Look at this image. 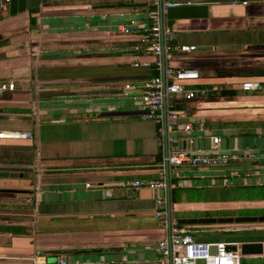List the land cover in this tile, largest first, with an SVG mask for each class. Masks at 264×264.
<instances>
[{
    "label": "crops",
    "instance_id": "obj_1",
    "mask_svg": "<svg viewBox=\"0 0 264 264\" xmlns=\"http://www.w3.org/2000/svg\"><path fill=\"white\" fill-rule=\"evenodd\" d=\"M144 1L11 0L0 10V82L15 83L14 91L0 96V133L27 134L0 144L24 145L33 157L25 166L0 164V170L34 175L28 196L36 207L29 222L0 208V264H156L157 243L165 236L155 217L160 193L120 186L164 175L157 170L166 144L164 123L146 119L139 99L154 74V58L135 51L137 38L117 31L119 24L145 18ZM173 1L176 6L164 16L172 31L169 44L196 49L172 50L168 65L197 70L199 78L186 85L215 90L191 100L174 97L178 122L192 129L168 135L193 152L209 149L210 136L218 135L223 149L243 159L227 168H185L180 178L172 177L174 218L259 209L264 199L197 200L189 194L205 187L198 179L239 177L241 165L244 186H264V168L257 167L264 159L245 164L253 150L264 154V90L240 89L245 80L264 81L253 75L264 68V0ZM2 179L8 178H0V186ZM243 225L186 226L195 235L205 232V238L196 235L201 241L264 230ZM244 259L264 264V253Z\"/></svg>",
    "mask_w": 264,
    "mask_h": 264
},
{
    "label": "built area",
    "instance_id": "obj_2",
    "mask_svg": "<svg viewBox=\"0 0 264 264\" xmlns=\"http://www.w3.org/2000/svg\"><path fill=\"white\" fill-rule=\"evenodd\" d=\"M11 0H0V10L6 9ZM150 6L157 9L150 11L144 8L145 18L132 19L127 23L119 24L117 31L123 36L135 37L139 43L134 47L135 51L143 52L152 56L153 67L157 71L156 75L147 79L140 89L139 99L145 110V118L155 123H164L166 131V144L162 156L159 173L164 172L162 177L134 179L120 183V186L135 190L148 188L159 192L156 198L155 217L158 225L164 229L165 236L157 243L158 258L156 264H242V254L239 241H201L187 226L179 224L171 209L172 177L180 178L182 170L185 168H219L229 167V165L242 162V156L235 154L231 149L221 147V138L218 135H211V147L199 151H191L177 145L178 139L169 136V133L176 131H190L191 123H179L180 117L174 102V97H181L191 100L197 96L204 95L215 88L194 87L186 85L187 81H194L199 78V72L191 68H173L168 65L167 55L172 50L181 52H191L196 49L194 45L169 44L171 28L165 22V13L168 9L176 6L173 0H150ZM132 85L126 84L129 89ZM15 83L12 81L0 82V96L4 93L12 92ZM243 91L264 90V81L259 78L245 80L240 84ZM161 131V129H159ZM13 133V132H5ZM1 134V133H0ZM9 135V134H8ZM21 135V136H19ZM12 137H26L25 133H14ZM14 139V138H13ZM260 154V153H259ZM261 158L264 154H260ZM251 153L252 158H258ZM90 184H86L89 187ZM163 192L167 194L163 196ZM168 193L170 196H168ZM234 246L235 250L228 247ZM214 248V250H213ZM104 264H120L119 262H109Z\"/></svg>",
    "mask_w": 264,
    "mask_h": 264
},
{
    "label": "rangeland",
    "instance_id": "obj_3",
    "mask_svg": "<svg viewBox=\"0 0 264 264\" xmlns=\"http://www.w3.org/2000/svg\"><path fill=\"white\" fill-rule=\"evenodd\" d=\"M9 134V135H8ZM1 135H3V137H6V140H2V141H7L8 139H15V137H12L10 135H14L13 133H2ZM22 138V137H21ZM21 138H16V139H21ZM25 138V137H24ZM11 141V140H9ZM11 142L16 143V141L12 140ZM26 146L22 145V146H18L17 149L13 148L10 149V151H8L10 154L15 155L12 160L16 159V160H20L22 162L28 163L31 160H33L32 155H29L26 151L24 152V150H26L25 148ZM20 148V149H18ZM21 149H23L22 154L21 153ZM6 149L4 148V146H2L0 144V159L3 161L6 159ZM252 153L256 154L258 156V151L257 150H253ZM20 154V155H17ZM260 155V154H259ZM261 156V155H260ZM260 156H258L257 160L256 159H251L250 161H247L245 164L246 166H250L252 167V163L251 162H256L259 161L261 159ZM8 159V158H7ZM259 159V160H258ZM11 160V159H10ZM33 162V161H32ZM259 163V162H258ZM24 166V165H23ZM242 166V165H241ZM241 166H239V170H237L236 177H232L230 180H228V178H223L222 176H219L218 178L213 177V178H206V179H198L197 183L200 185H205L204 188H198V189H193L190 192V196L193 198H198L197 200H200L201 198L205 197V198H210V199H220L222 201L230 199V198H234V197H241L244 195H264V190L261 188H258L259 190H254V189H247V190H237L239 187H244L245 184H247V179L242 176V174L244 173L243 170H241ZM257 167H261V169L264 168V162H262V165L257 166ZM256 167V168H257ZM222 168H227V167H222ZM244 168V166H243ZM26 171V169H25ZM19 172H22L21 170H19ZM30 172V171H29ZM207 173H205L206 175ZM228 174V173H226ZM232 174V172H231ZM209 175V174H207ZM34 175L32 173H28V177L29 178H23V177H17V180H12V179H8L9 182H4L6 185H13L10 186L11 188H17V189H21L23 191L26 190H30L31 192L33 191V189H35L34 186V179L35 177H33ZM36 176V175H35ZM210 176V175H209ZM33 177V178H31ZM232 180H236L235 182H238L237 185H235V183L233 184ZM262 182L264 181V176H261L260 179ZM252 183H256L255 185H257V179L255 178H251ZM3 183V182H2ZM9 183V184H8ZM218 185L217 187H208L209 185ZM240 184V185H239ZM224 185V186H223ZM248 187V186H245ZM30 193V192H29ZM28 192H19V193H15V192H0V208L4 213H10V212H14L16 211L17 216L14 218H16V220H22V221H27L29 222L30 219H33V216L35 214L36 211V207H35V200H32V198H30L28 196ZM224 199V200H223ZM256 207V206H253ZM259 209H235L236 211H232V212H225L222 211L220 213H217V215H226V214H230L233 216H237V215H261L264 214V206H258ZM174 217L176 218V213H173ZM11 215V214H9ZM11 217V216H9ZM242 226V225H241ZM249 226V227H248ZM250 226L252 227H256L257 229H263L264 228V223H256V224H244L243 227L244 228H250ZM192 230H194L193 227H189ZM196 235L200 236L201 239L205 238L206 233L202 232L201 229H199V231H197ZM215 240V239H213ZM242 264H251L252 260H242Z\"/></svg>",
    "mask_w": 264,
    "mask_h": 264
},
{
    "label": "water",
    "instance_id": "obj_4",
    "mask_svg": "<svg viewBox=\"0 0 264 264\" xmlns=\"http://www.w3.org/2000/svg\"><path fill=\"white\" fill-rule=\"evenodd\" d=\"M253 75L256 77L264 76V68H256L253 70ZM183 144L177 143L178 146ZM27 172H18V171H8V170H0V178H17L23 177L27 178ZM0 192H30L29 190L23 191L17 188L10 187H0ZM171 192V190H169ZM174 216L173 213H170V216ZM176 221L181 225H208V224H216V223H235V224H256V223H264V214L261 215H238V216H220V217H181L177 218ZM230 250H235L234 246L228 247ZM214 250V248H213ZM240 251L243 256L248 255H260L264 253V241H243L240 245Z\"/></svg>",
    "mask_w": 264,
    "mask_h": 264
},
{
    "label": "trees",
    "instance_id": "obj_5",
    "mask_svg": "<svg viewBox=\"0 0 264 264\" xmlns=\"http://www.w3.org/2000/svg\"><path fill=\"white\" fill-rule=\"evenodd\" d=\"M150 0H145L144 1V4H141L140 5V9H144V8H147L148 10L150 11H154L157 9L156 6H150L148 3H149ZM139 7V6H138ZM157 74V71L155 70L154 71V74L153 75H156ZM152 75V76H153ZM223 95H227V94H232L230 91H223L222 92ZM0 140H3V139H0ZM6 140V139H4ZM8 140H13V139H8ZM4 148L6 149V159L5 160H1L0 159V164H2V167L4 165H14V164H21V165H26V164H29V163H25V162H22V161H18V160H12V158L15 156L13 154H10L8 151H10V149H13V148H17L18 146H5L3 145ZM22 154V153H20ZM20 154H17V155H20ZM11 159L9 162L7 161L8 159ZM1 169V168H0ZM2 170H6V169H2ZM11 171H18L19 168L17 169H10ZM9 170V171H10ZM8 179H12V180H17L16 178H8ZM8 179H2L1 182H3L1 184L0 187H10L13 185H6L4 182H9ZM9 184V183H8ZM11 188V187H10ZM258 188H261L264 190V186H248V187H239L237 190H247V189H254V190H259ZM240 198V197H239ZM241 199H250V200H262L264 199V195H244L241 196ZM227 236L225 237H222V236H219L217 240H231V241H263L264 240V230H256V229H253V230H239V231H234V232H228L226 233ZM225 238V239H223Z\"/></svg>",
    "mask_w": 264,
    "mask_h": 264
}]
</instances>
